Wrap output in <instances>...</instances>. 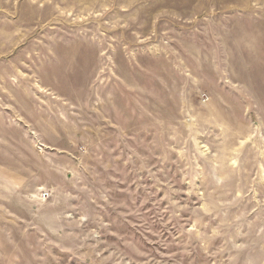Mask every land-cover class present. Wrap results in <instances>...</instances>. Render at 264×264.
<instances>
[{"label": "rangeland", "instance_id": "374dc122", "mask_svg": "<svg viewBox=\"0 0 264 264\" xmlns=\"http://www.w3.org/2000/svg\"><path fill=\"white\" fill-rule=\"evenodd\" d=\"M0 264H264V0H0Z\"/></svg>", "mask_w": 264, "mask_h": 264}, {"label": "built area", "instance_id": "2783aa9c", "mask_svg": "<svg viewBox=\"0 0 264 264\" xmlns=\"http://www.w3.org/2000/svg\"><path fill=\"white\" fill-rule=\"evenodd\" d=\"M50 197V192L49 191H45L41 194L40 198L42 200H47Z\"/></svg>", "mask_w": 264, "mask_h": 264}]
</instances>
